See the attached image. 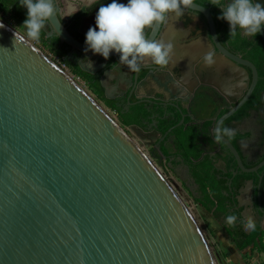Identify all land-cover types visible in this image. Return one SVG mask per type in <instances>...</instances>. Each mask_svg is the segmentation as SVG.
<instances>
[{
  "label": "water",
  "instance_id": "1",
  "mask_svg": "<svg viewBox=\"0 0 264 264\" xmlns=\"http://www.w3.org/2000/svg\"><path fill=\"white\" fill-rule=\"evenodd\" d=\"M54 6L44 31L81 55L82 72L102 74L107 98L124 81L143 87L150 74L142 72L153 69L166 79L177 74L172 85L178 103L172 106L183 110L188 99L182 92L198 87L194 68L174 72L170 66L148 65L132 72L114 52L107 60L85 52V44L63 24L55 1ZM186 12L202 15L203 22L188 15L196 30L206 31L226 59L253 72L248 94L216 128L248 101L258 74L253 64L221 46L208 10L194 4ZM0 24V264H218L191 212L153 164L165 161L160 146L147 156L88 92L22 35ZM164 28L158 25L147 34L164 40ZM185 77L194 80V89L187 88ZM223 144L243 173L264 167L263 161L246 168L230 141ZM252 184L240 190L238 208L245 210L241 197Z\"/></svg>",
  "mask_w": 264,
  "mask_h": 264
},
{
  "label": "flooded vegetation",
  "instance_id": "2",
  "mask_svg": "<svg viewBox=\"0 0 264 264\" xmlns=\"http://www.w3.org/2000/svg\"><path fill=\"white\" fill-rule=\"evenodd\" d=\"M9 1L12 4L11 8L21 10L25 14L27 13L25 8H20L17 5L18 0ZM54 1L57 10L60 12L62 9V14H60V16L67 26H70L74 20L80 19L79 32L83 29V32H80L83 37L81 43L85 44V27L88 26L87 24L89 23L92 26L95 24V16L98 7L105 4L107 0ZM260 2L264 3V0H260ZM193 3L209 11L216 37L221 46L230 54L250 62L256 68L258 80L250 98L232 117L221 124V126L236 129L235 136H241L237 144L241 160L246 168H254L264 161V28H262L261 32L255 38H245L239 34L230 36L228 23L218 19L221 15V10L214 7L211 4V0H193ZM188 15L194 17L198 22H203L204 17L202 15L185 11L180 17L174 15L170 16L164 28V41L170 42L174 46L175 54L172 64L169 65L170 68L175 72L179 67L185 69L186 67H191L194 68L195 74L197 73L198 77H200L198 87L195 89L193 88L194 80H187L185 77V85L187 88L192 87L194 90L189 94L186 93L187 91L182 92L188 99L182 111L172 106L178 103L173 99L176 91L172 85L177 82L178 76L176 73H173L169 76V79H166L164 74L160 71H154L153 69L150 71H143L144 77L150 74L147 76L146 84L143 87L128 86L126 81H124L123 84L119 83L117 92L111 91L110 98L105 96V91L102 88L100 81L102 74L97 73L94 76L87 73L85 74L91 79L93 84L100 86L103 90V96L107 101L116 105L123 111L127 112L132 110L133 115L140 106H144L148 112L152 113V122L150 124L145 123L146 129L142 130L138 126L131 127H135L134 129L136 131H141L152 137H159L155 140L154 146H160L162 143H165V145H171L175 149V140L173 137L166 139V135L162 136L157 132L158 113L163 111L166 117L173 119L177 123L172 131L175 128L184 126L185 128H192L193 131L199 132L196 147L200 156L196 161L197 163L209 157L214 162L216 168L222 170L223 173H226L225 169L231 164L232 168H230L229 171H231L234 176V174L236 175L238 172H243L238 168L235 158L226 146L223 143H218L214 139L213 131H215V125L219 119L236 107L246 97L253 81V72L249 68L242 67L226 59L219 52L214 40L206 31H203L201 34L192 32L188 36L180 33L179 28L183 27L184 21H190L187 19ZM42 31L45 33L46 38H50L47 32L44 30ZM48 31H51L50 28H48ZM202 39H205L207 44H205ZM194 51L199 52L201 57L206 52L213 51L215 57L214 66L206 68L203 64L197 62L196 59L188 58L185 60L179 57L181 53L191 54ZM80 57L81 55L67 46V59L69 61L77 64ZM221 58H224L230 64L223 70L219 65ZM84 60L88 61L90 59L85 57ZM197 67H199V69H197ZM108 69L111 68L108 67ZM219 72H221L220 75H218ZM222 79L224 81H222ZM167 82L170 84L166 89L163 87V84ZM160 83L162 84L160 85ZM160 99L165 101L166 104L158 105L155 103V100L157 101ZM169 104H171V106ZM189 110H191L190 113ZM155 132L159 133V135ZM161 138L164 140H161ZM230 143L235 147L231 141ZM250 144L255 146L254 150L249 149ZM176 167L185 169L189 178L198 188L190 175L189 166L186 165L183 160L180 159V163ZM255 174L258 177L259 183L256 184L253 180H249L253 184L251 185V198L250 201L247 202H250L249 204L257 219L254 223L264 230V196L262 194L264 167ZM249 181H246L244 186H246ZM240 195L239 191L238 197ZM242 206L244 205L242 204ZM244 211L243 208L241 214L243 221L245 220V216L243 215ZM244 231L247 234L252 232H249V230L245 228Z\"/></svg>",
  "mask_w": 264,
  "mask_h": 264
},
{
  "label": "clouds",
  "instance_id": "3",
  "mask_svg": "<svg viewBox=\"0 0 264 264\" xmlns=\"http://www.w3.org/2000/svg\"><path fill=\"white\" fill-rule=\"evenodd\" d=\"M211 4L221 10L218 19L228 23L230 36L255 38L264 28V3L260 0H211ZM17 5L27 9L26 19L20 26L26 38L38 41L41 31L49 26L56 13L54 0H18ZM193 5V0H127L126 4L110 0L98 7L95 27H89L85 34L84 50L105 60L114 52L118 54L119 63L132 72H139L142 66L148 65L169 66L175 54L173 44L150 38L147 33L166 24L170 16L180 17L186 10H193ZM201 60L204 67H213V51L206 52ZM235 135L236 129L226 126H217L214 131L218 143H225ZM225 220L233 225L237 216L228 214ZM243 224L246 230L256 227L251 217L245 218Z\"/></svg>",
  "mask_w": 264,
  "mask_h": 264
},
{
  "label": "trees",
  "instance_id": "4",
  "mask_svg": "<svg viewBox=\"0 0 264 264\" xmlns=\"http://www.w3.org/2000/svg\"><path fill=\"white\" fill-rule=\"evenodd\" d=\"M11 6L12 4L9 0H0V7L5 13L10 10L14 13L13 17L17 22H24L26 14L21 10L11 8ZM64 25L75 39L79 42L83 40L79 32L80 19L74 20L70 26H67L66 23H64ZM39 41L46 44L59 57L65 59V63L69 66L71 71L88 84L90 90L96 95L100 102L116 112L118 121L123 127L138 126L144 130L146 129L145 123L150 124L152 122V113L148 112L144 106H140L135 114L132 115V110L127 112L123 111L116 105L107 101L103 96V90L100 86L93 84L91 79L81 71L78 64L67 59V46L62 44L59 39L46 38L45 33L41 31ZM157 122V132L162 136L166 135V139L173 137L175 140V149L171 145H165V143L160 145L161 155L165 157V162H167L172 170L180 163V159L189 166L190 175L198 186L197 193L199 196L193 197L194 203L201 206L224 227L231 243L240 252L244 253L250 251V253H264V230L256 226L249 234L244 231V224L241 216L243 208H238L237 202L239 191L246 181L253 180L256 184L259 183L256 174L238 172L236 176H233V173L229 171V169L232 168L231 164L225 169L226 173H223L222 170L216 168L214 162L209 157L197 163L196 161L200 156L196 147L199 132L193 131L192 128L181 126L169 133V130L173 129L177 123L173 119L166 117L163 111L158 113ZM240 138L241 136L238 135L230 140L237 150H239L237 144ZM231 181V187H229ZM262 194L264 196V180L262 182ZM228 214L237 216V220L233 225H228L226 223L225 217Z\"/></svg>",
  "mask_w": 264,
  "mask_h": 264
},
{
  "label": "rangeland",
  "instance_id": "5",
  "mask_svg": "<svg viewBox=\"0 0 264 264\" xmlns=\"http://www.w3.org/2000/svg\"><path fill=\"white\" fill-rule=\"evenodd\" d=\"M13 14L14 13L9 10L6 14L0 15V21L21 35L25 31L16 24L17 21L13 17ZM11 23H15L16 27H13ZM20 30L24 32H21ZM39 42L43 43L42 41ZM126 133L137 143L138 146H144L149 152H151L154 148L155 140L159 138L157 136L152 137L151 135H147L136 130H126ZM254 148V145H249L250 150H254ZM153 164L189 209L204 236L207 238L217 263L220 264L221 250L218 246L219 242L221 243L223 240L227 239L230 241V239L228 238L224 227L211 214L206 212L201 206L197 205V203H194L193 197L199 196L197 193L198 188L189 178L187 171L179 167L172 170L165 161L159 163L158 161L153 160ZM245 197L248 199L245 203H242L246 208L243 215L245 218L251 217L255 222L257 219L254 216L253 210L249 204L250 202H247L250 201L251 198V187H248L247 191L243 192L242 199H245ZM247 255H249V252ZM249 259L250 257L247 256V262Z\"/></svg>",
  "mask_w": 264,
  "mask_h": 264
},
{
  "label": "crops",
  "instance_id": "6",
  "mask_svg": "<svg viewBox=\"0 0 264 264\" xmlns=\"http://www.w3.org/2000/svg\"><path fill=\"white\" fill-rule=\"evenodd\" d=\"M108 2H110V1L107 0L106 3H108ZM118 2L125 3V4L127 3L126 0H118ZM60 14H62V9L60 11ZM187 19H189V17ZM87 25L88 26L85 27L86 32L88 31L89 27H95V24L93 26L90 23ZM182 26H183L182 28L181 27L179 28V32L185 36H188L192 32H196L199 34L202 33L201 31L196 30L197 29V23L192 22L191 20L190 21L185 20L184 25H182ZM202 40L204 41L205 44H207L205 39H202ZM179 57L180 58L182 57L185 60L188 58L189 59H196L197 62H199L201 60V54L199 52H195V51L191 54L190 53H181V55H179ZM219 65H220V68L223 70V69L227 68L230 64L227 60H225L224 58H221ZM220 74H221V72L218 73V75H220ZM222 81H224V80L222 79ZM225 82H226V80H225ZM241 199H242V197H241ZM247 199L248 198H246V197H245V199H242V203H245ZM251 231L252 230H249V232H251ZM218 246L221 250V258H220V262H219L220 264H264V253H259V252L250 253V251H247L244 253L240 252L231 243V241H228V239L223 240L221 243L219 242ZM248 252H249V255H247ZM247 256L250 257L248 262H247Z\"/></svg>",
  "mask_w": 264,
  "mask_h": 264
},
{
  "label": "built area",
  "instance_id": "7",
  "mask_svg": "<svg viewBox=\"0 0 264 264\" xmlns=\"http://www.w3.org/2000/svg\"><path fill=\"white\" fill-rule=\"evenodd\" d=\"M6 14L0 7V15ZM13 27H16V24L22 26L23 22L11 23ZM23 29V28H22ZM21 32H24L20 30ZM29 43H31L34 47H36L39 51H41L50 61H52L58 68L64 71L69 77H71L82 89L88 92L101 106L105 109V111L116 121H118L117 114L112 109L106 107L100 100L96 97V95L90 90L88 84L81 79L78 75H75L69 66L65 63V59L59 57L54 51H52L46 44H43L39 41H32L26 38L25 32L21 34ZM119 122V121H118ZM128 130L126 127H123ZM140 147V146H139ZM142 151L150 157V152L143 146L140 147Z\"/></svg>",
  "mask_w": 264,
  "mask_h": 264
}]
</instances>
